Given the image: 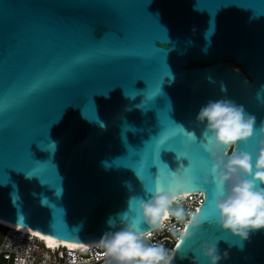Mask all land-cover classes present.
<instances>
[{"label":"water","instance_id":"water-1","mask_svg":"<svg viewBox=\"0 0 264 264\" xmlns=\"http://www.w3.org/2000/svg\"><path fill=\"white\" fill-rule=\"evenodd\" d=\"M221 96L264 121V0H0V220L75 244L120 215L145 230L144 181L179 163L209 211L204 149L155 153L170 119L202 141L196 114ZM140 160L152 177L124 166ZM202 240L219 264H264V230L241 240L211 220L174 264H209Z\"/></svg>","mask_w":264,"mask_h":264},{"label":"clouds","instance_id":"clouds-1","mask_svg":"<svg viewBox=\"0 0 264 264\" xmlns=\"http://www.w3.org/2000/svg\"><path fill=\"white\" fill-rule=\"evenodd\" d=\"M221 91L226 89L222 87ZM195 121L202 125V145L207 153L199 182L211 186L209 211L184 207L193 177L179 168L171 169L175 190L157 187L147 192V199L137 198L145 230L135 220L120 215L98 240L95 247L102 250L103 264H174L179 245L170 249L151 239L170 217L187 229L176 225L168 228L171 237L181 243L210 220L241 240L264 230V121L258 125L254 113L227 96L209 99L199 108ZM199 195L203 197L205 191ZM200 251L209 264L228 258V253L219 252L210 240L200 242ZM192 264H198L195 257Z\"/></svg>","mask_w":264,"mask_h":264},{"label":"built area","instance_id":"built-area-1","mask_svg":"<svg viewBox=\"0 0 264 264\" xmlns=\"http://www.w3.org/2000/svg\"><path fill=\"white\" fill-rule=\"evenodd\" d=\"M203 198L199 192L188 193L183 201L184 207L189 210L197 209ZM164 225L151 239L171 249L178 241L171 237L168 228L176 225L184 230V226L171 217ZM4 229L5 233L0 237V264H103L102 250L95 245L86 249H71L66 246L49 248L34 235L11 227Z\"/></svg>","mask_w":264,"mask_h":264},{"label":"snow or ice","instance_id":"snow-or-ice-1","mask_svg":"<svg viewBox=\"0 0 264 264\" xmlns=\"http://www.w3.org/2000/svg\"><path fill=\"white\" fill-rule=\"evenodd\" d=\"M159 91H160V89H158L157 91H155L153 93V95L150 97V101L152 100V98L154 96H156L159 93ZM136 95H134V97ZM129 96H132V95H129ZM170 121H171V124L166 126L167 131L162 136V138L159 142V147L155 153V157L161 159L162 149L167 150V151H171V152L176 151L173 147L170 146L169 142H174V143H179V144H183V145H191V146L203 148L202 141H199L196 135H194L191 132L184 133L183 129L180 128V126L178 124H176L171 119H170ZM177 129H179V131H177ZM130 151H135V150L129 149V154H130ZM185 161H186V163H185ZM185 161H184V163L187 164L188 161L187 160H185ZM161 162L164 163L162 161V159H161ZM124 166L129 167V168H133L138 176H140L142 173L146 177H148V176L152 177V172L150 171V169L152 168V166H155V164H153L150 167L147 163L143 162V160H140L136 164H129V165H124ZM165 167H166L167 171L162 172L159 176V179L153 180L151 184L144 181V186H145V189L147 192L148 191H154L157 187H162V188L167 187L170 190H175V185H173L170 181L171 168L166 164H165ZM178 168L181 169L182 171L188 172L189 174H191L192 177L195 175L193 169L190 167L189 168H183L182 165L179 163ZM156 171H157V169H156ZM135 221L137 222V224H140V221L138 218H136ZM44 238L49 239V240L51 239L50 237H44ZM67 246L74 247V245H67Z\"/></svg>","mask_w":264,"mask_h":264},{"label":"bare ground","instance_id":"bare-ground-1","mask_svg":"<svg viewBox=\"0 0 264 264\" xmlns=\"http://www.w3.org/2000/svg\"><path fill=\"white\" fill-rule=\"evenodd\" d=\"M0 222L2 223H5L8 225V227H11V228H14L16 230H20L22 232H25V233H29L30 235H34L36 237H38V239L42 240V242L49 248H54L56 246H66V247H69L67 245H74V247H69L71 249H86L90 246H93V245H96V243H86V244H75V243H68V242H63V241H59V240H56V239H53L51 238L50 240L49 239H45L44 237H49V236H46V235H42L40 233H37V232H34L30 229H26V228H22V227H18V226H15V225H12V224H9V223H6V222H3L0 220Z\"/></svg>","mask_w":264,"mask_h":264},{"label":"rangeland","instance_id":"rangeland-1","mask_svg":"<svg viewBox=\"0 0 264 264\" xmlns=\"http://www.w3.org/2000/svg\"><path fill=\"white\" fill-rule=\"evenodd\" d=\"M5 233V229L0 226V237ZM175 246V245H174ZM174 246L172 248H174Z\"/></svg>","mask_w":264,"mask_h":264},{"label":"trees","instance_id":"trees-1","mask_svg":"<svg viewBox=\"0 0 264 264\" xmlns=\"http://www.w3.org/2000/svg\"><path fill=\"white\" fill-rule=\"evenodd\" d=\"M0 226L3 227V226H8V225L5 224V223L0 222ZM3 228H4V227H3Z\"/></svg>","mask_w":264,"mask_h":264}]
</instances>
